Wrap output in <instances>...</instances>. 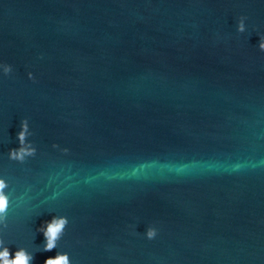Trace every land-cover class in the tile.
Listing matches in <instances>:
<instances>
[{
    "label": "water",
    "instance_id": "95a60500",
    "mask_svg": "<svg viewBox=\"0 0 264 264\" xmlns=\"http://www.w3.org/2000/svg\"><path fill=\"white\" fill-rule=\"evenodd\" d=\"M258 34L261 0H0L14 68L0 79V157L22 118L37 147L23 166L0 158L19 193L31 187L10 245L34 251L36 227L62 214L58 249L34 264L57 250L73 264H264Z\"/></svg>",
    "mask_w": 264,
    "mask_h": 264
},
{
    "label": "clouds",
    "instance_id": "9594fccd",
    "mask_svg": "<svg viewBox=\"0 0 264 264\" xmlns=\"http://www.w3.org/2000/svg\"><path fill=\"white\" fill-rule=\"evenodd\" d=\"M261 3H264V0H261ZM248 19L246 15H239L235 18L234 31L236 34H243L249 29ZM217 38L219 39V36ZM258 38L257 50L264 53V34H258ZM13 72L12 64L0 60V79L10 77ZM25 76L29 81L35 79L32 71H26ZM18 127L19 130L16 133L17 147L8 149L5 156L0 158L23 166L36 157L37 147L30 139L33 132L29 120L22 118ZM51 148L58 149L63 154H67L69 151L67 148H59L55 143L51 145ZM17 183L18 181L5 168L0 167V264H34L37 253L51 252L53 249H58L59 242L69 224V220L65 215L52 214L48 220L42 221L35 229L36 232L41 234L42 242L36 245L34 251H30L24 245H10L6 239L10 234V211L15 213L27 211L26 206L31 199L27 196V193L31 191V187L25 188L24 193H19ZM158 231L156 225L148 224L142 234L143 238L148 241L154 240L158 235ZM43 264H73V261L67 251L57 250L53 256L45 257Z\"/></svg>",
    "mask_w": 264,
    "mask_h": 264
}]
</instances>
